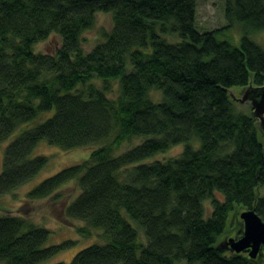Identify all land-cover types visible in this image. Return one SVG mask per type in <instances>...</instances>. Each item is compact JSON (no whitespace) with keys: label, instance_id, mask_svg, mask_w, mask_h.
<instances>
[{"label":"trees","instance_id":"16d2710c","mask_svg":"<svg viewBox=\"0 0 264 264\" xmlns=\"http://www.w3.org/2000/svg\"><path fill=\"white\" fill-rule=\"evenodd\" d=\"M197 13L198 0H0V144L53 113L7 147L0 198L49 165L32 158L42 141L64 151L99 146L27 194L60 200V188L76 182L66 216L85 224L77 232L86 239L100 230L103 243L69 264H264V249L251 259L222 247L242 235V212L264 221V141L252 110L230 96L264 86V49L249 37L264 31V0H225L228 26L208 32L197 30ZM99 14L111 15L112 29L86 52ZM237 23L239 46L227 34ZM52 36L61 38L55 53H37ZM182 144L178 158L150 162ZM50 235L0 215V264H45L72 245L46 247Z\"/></svg>","mask_w":264,"mask_h":264},{"label":"rangeland","instance_id":"374dc122","mask_svg":"<svg viewBox=\"0 0 264 264\" xmlns=\"http://www.w3.org/2000/svg\"><path fill=\"white\" fill-rule=\"evenodd\" d=\"M225 0H198V13L196 28L200 32H208L215 29H221L228 26L224 16ZM113 26L111 15L99 14L96 19L94 28L84 34V50L86 52L92 50V48L100 41L104 32L111 31ZM227 32L232 39V43L236 46L240 45L241 38L243 36V26L237 23L232 29ZM250 39L264 49V31L256 32L249 35ZM170 43H177L178 40L174 38H168ZM61 38L59 36H52L48 41L42 42L35 46L37 53L52 54L60 47ZM128 71H130V65H128ZM98 86H103L102 81H96ZM112 90L108 94L110 98L115 99L118 93L117 82L111 83ZM237 97L243 92L242 88H234ZM162 95L160 92H153L152 99L155 102L161 101ZM239 109L246 112H250L248 105H240L237 103ZM53 113L38 116L34 121L21 126L18 130L4 143L0 144V173L2 171L5 152L7 147L15 141L19 135L26 131L31 130L45 121H47ZM261 139L264 141V137L261 133ZM144 138H135L132 142H126L121 147L119 154H122L129 149L139 145ZM192 146L198 149L200 143L198 140H193ZM99 146L77 149L73 151H64L61 148L50 145L46 141H42L32 154V158L44 156L49 158V165L32 181L10 195H6L0 198V215L12 212L16 215L26 218L29 222L46 228L50 231V239L46 247L59 246L66 243H72L65 250L54 256L50 261L45 264H57L72 262L74 257L82 250L93 246L95 244L103 243L101 240L102 232L100 230H94L93 236L86 239L78 234L77 228L85 226L83 222L73 221L67 218L65 209L67 204L72 203L79 195V189L75 181H72L59 190L61 195L60 200H54L52 197L44 200H38L34 202L27 201V194L35 189L44 180L57 174L61 170L78 165L88 160L93 153L94 149ZM185 144L177 146L172 150L161 154L156 158L150 160L167 161L169 159L178 158ZM260 195L264 197V187L260 189ZM205 207L211 210V203L205 202ZM236 231L233 232V237H237ZM142 236V232H141Z\"/></svg>","mask_w":264,"mask_h":264},{"label":"water","instance_id":"95a60500","mask_svg":"<svg viewBox=\"0 0 264 264\" xmlns=\"http://www.w3.org/2000/svg\"><path fill=\"white\" fill-rule=\"evenodd\" d=\"M230 96L234 102L248 105L254 119L258 121L259 130L264 134V86H249L243 90L240 97L232 90ZM240 219L243 222V234L239 238L226 240L223 249L236 254L248 252L251 259L261 257L264 249V221L254 210L242 212Z\"/></svg>","mask_w":264,"mask_h":264},{"label":"flooded vegetation","instance_id":"af4514ba","mask_svg":"<svg viewBox=\"0 0 264 264\" xmlns=\"http://www.w3.org/2000/svg\"><path fill=\"white\" fill-rule=\"evenodd\" d=\"M241 230H242V234H243V226H242V229Z\"/></svg>","mask_w":264,"mask_h":264}]
</instances>
